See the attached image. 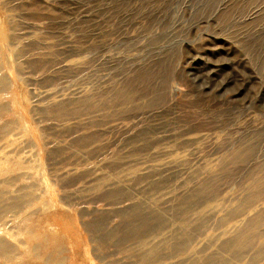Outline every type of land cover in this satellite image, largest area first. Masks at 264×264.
<instances>
[{"label":"rangeland","instance_id":"obj_1","mask_svg":"<svg viewBox=\"0 0 264 264\" xmlns=\"http://www.w3.org/2000/svg\"><path fill=\"white\" fill-rule=\"evenodd\" d=\"M257 190L264 0H0V264H264Z\"/></svg>","mask_w":264,"mask_h":264},{"label":"bare ground","instance_id":"obj_2","mask_svg":"<svg viewBox=\"0 0 264 264\" xmlns=\"http://www.w3.org/2000/svg\"><path fill=\"white\" fill-rule=\"evenodd\" d=\"M249 151H250L249 147H245L243 149L239 148V149L235 150L234 152H232L228 159H229V161H235V160H240V159L243 160V159H245L247 157ZM261 193H262L261 190L253 191L248 196L249 205H252L256 200H258L260 197H262L264 195V194H261ZM190 199L192 201L194 199V197H191ZM190 206L191 205L188 203L187 207L183 210V212H182L183 217H187L188 216V212H190L189 211L190 210ZM121 216H122V218H126L127 221H128L124 225L123 228L116 227V228L106 232L105 229H104V226H103V223H104L103 222V218L105 216L102 215L100 217H97V219H98L97 221H95V222L90 224V229H91V231L93 233H95V235H97V238H99V239L103 240L104 238H106L108 240H113V239H115L117 237L118 238V242L123 243V242H126L127 240H130L132 238H135V239L137 238L138 239L140 231L142 230L141 228H143L148 223L149 218H150L149 214L148 213H144L142 211V207L140 205H138V204L133 205L130 208L129 211L121 213ZM262 223H264V210H262V213H260V214L256 213V215L254 217H252L248 222L246 221L244 223V225L242 226V228L237 230V234L235 236H233V237H229L228 239H226L222 243V246L224 247V249H226L228 251L232 250V252H234L235 254L240 255L241 251L244 250V249L250 248V246L252 245V242H253L252 241L253 237L250 236V235H247L246 231H248V229L251 228L252 226L259 225V224H262ZM215 238H216V235H215ZM187 239L188 238L186 237V240ZM182 246H183V244L177 243V244H174L173 249L178 252L180 249H182ZM262 253H263V248L261 249L260 252L256 251V254L261 255ZM238 255H236V256H238ZM189 257H191V256H189ZM188 258H186V259H188ZM199 260L200 259H196V257H195V259L193 261H190V263L192 262L191 264H200ZM183 261L184 260H182V262ZM218 261H216V263ZM221 261H223V260H221ZM204 264H206V263H204ZM224 264H228V263H224Z\"/></svg>","mask_w":264,"mask_h":264}]
</instances>
